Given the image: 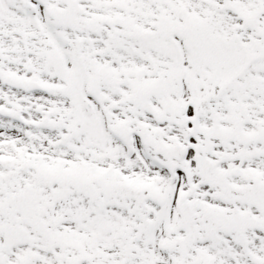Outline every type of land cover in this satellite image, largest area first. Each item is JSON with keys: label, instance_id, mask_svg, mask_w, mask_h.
I'll return each instance as SVG.
<instances>
[{"label": "snow or ice", "instance_id": "snow-or-ice-1", "mask_svg": "<svg viewBox=\"0 0 264 264\" xmlns=\"http://www.w3.org/2000/svg\"><path fill=\"white\" fill-rule=\"evenodd\" d=\"M0 264H264V0H0Z\"/></svg>", "mask_w": 264, "mask_h": 264}]
</instances>
